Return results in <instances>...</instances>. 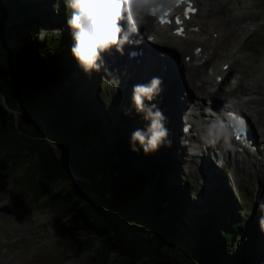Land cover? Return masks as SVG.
I'll list each match as a JSON object with an SVG mask.
<instances>
[{"label": "trees", "instance_id": "1", "mask_svg": "<svg viewBox=\"0 0 264 264\" xmlns=\"http://www.w3.org/2000/svg\"><path fill=\"white\" fill-rule=\"evenodd\" d=\"M69 15L66 0L51 4L0 0V78L5 89V94L0 89V143L14 137L17 151L21 143H28L20 123L29 126L35 121L32 146L46 142L48 158L63 170L45 158L37 160L39 178L31 188L36 204L51 210L60 229L67 230L61 232L81 242L71 244L74 251L71 246L64 248L78 256L92 251L87 264H179L159 248L146 250L141 241L125 239L120 219L124 207H130L144 212L157 226L145 227L143 239L156 238L157 245L166 244V251L175 249L176 236L186 255L200 264H264V212L255 224L247 223L244 207L230 210L222 183L213 188L209 184L199 195L201 205L195 206V182L182 173L173 144L147 154L131 151L132 132L146 129L148 122L135 112L132 102L118 111L110 105L103 86L110 70L105 62L100 71L88 74L74 61L66 26ZM146 103L160 106L157 98ZM108 108L116 110V116L104 124L102 116H108ZM37 109L42 117L24 115ZM128 109L130 115L125 114ZM141 120L138 128L136 122ZM8 160L6 154L0 159L1 177ZM10 178L3 177L7 182ZM261 192L264 198V189ZM231 198L234 203L235 197ZM74 200L81 207L70 211ZM80 214L79 222L72 221ZM125 219L129 221L128 216Z\"/></svg>", "mask_w": 264, "mask_h": 264}, {"label": "rangeland", "instance_id": "2", "mask_svg": "<svg viewBox=\"0 0 264 264\" xmlns=\"http://www.w3.org/2000/svg\"><path fill=\"white\" fill-rule=\"evenodd\" d=\"M46 1L48 2V4H51L53 0ZM229 2L230 4L225 7L226 9L221 10L223 17L228 12L229 16L240 14L241 16L245 17L244 21L237 20V25H239L237 32L240 36L238 39V43H240L242 48L237 47L235 49H232L234 43L229 38L226 39V41L224 40L225 42L217 44L218 50L216 48L217 51H215L213 57L209 58L210 53L213 52V50L206 51L205 56L207 57L209 55L207 57L208 65L212 66L213 64H215L217 65V69L219 70V65L221 64V62H223V59H220L219 56L222 52L225 54L224 47L228 46L229 51H231L232 49V51L234 52L236 49H239L241 53L237 54V63L235 62L232 67L234 72L236 73L234 74V77H238V75L247 76L248 74H252L253 77L254 72L255 74H257L256 72H259L264 68V0H230ZM240 2L243 5V10L237 11L235 10V7ZM222 3L223 5L225 4V2H221L220 5L217 6V9L224 8ZM201 15L199 17L202 20L212 19L213 21H215V18L213 17H210L208 19L206 16ZM219 15L221 14L218 13V16ZM254 17L256 18L255 20ZM203 37L206 38L207 36L203 35ZM142 42H144L143 38ZM194 45L195 44L192 42H188L184 44V46L180 45L183 49H185V51L181 55L183 57H179L182 62L185 61L184 63H186V59L184 58V56H188L189 58L192 57V47ZM168 46H171V44H168ZM201 46L204 48L203 44H201ZM1 50L2 56H5L4 49L1 48ZM257 52L259 54H257ZM127 53L124 56V59H126V56L128 57ZM118 57L120 56L117 55L114 49H112L109 54L106 53V55L103 56V60L107 65V68L110 69L104 75L105 81L103 86L104 89L108 91L107 100L109 101L110 105H116V108L114 109H116L117 111L124 106L128 107V103L132 102V89L134 86L123 83V75L125 76L127 71H123L122 73V68L125 65V61L123 62V64L114 63V61H116L117 59L119 60ZM244 57H246L247 59L249 58V60H246V58ZM108 58L112 60V63H108ZM250 58L252 59L250 60ZM253 58L259 60V62L255 63V60ZM191 64L192 66L188 69V71L192 72L193 69L197 70L195 68H197L198 66L194 65L195 63L193 64V62ZM111 69H113V71H111ZM201 71V69H198V74L202 73ZM249 83L250 81L246 78L245 84ZM260 83L262 82L260 81ZM0 89L5 94V89L3 87V82H1V78ZM184 92L185 88L182 91H180L179 88L174 90L172 94L174 96V99L172 100V102L176 101L175 99H177L181 95V93ZM159 96L160 97L157 99L159 101V104H162L159 108L161 110L166 101L163 100L165 102L163 104L161 100L163 98L162 93ZM6 97L8 98V96ZM242 99H240V101L242 100L248 102L249 100L253 99H263L264 101V91L262 92V95L251 94V96H245ZM251 107L253 108H241V112L246 117H248L250 125L252 126L254 137L256 133L255 138L258 141H264V107H258L255 105H251ZM39 109H37V113L29 110L28 113L24 115L29 118L33 116L42 117V113H40ZM114 109L111 110L108 108V116L107 114L106 116H102V121L104 124H106L107 121H110L111 118L116 116V110ZM175 121L176 119L174 117V114L171 115V118L166 117L165 126L169 130L168 139L171 142H173V140L177 141L179 144L180 142L177 138L176 133L175 135L172 134V130H174V132L176 130L177 134H179L178 130L180 129V125L176 124L175 126ZM141 123L142 120L140 122H136L138 128L141 127ZM34 125H36L35 121H30L29 126L25 125L24 123H20V127L24 131V139L28 141V143H21V147L20 149L18 147L17 151L15 149L16 142L14 140V137L10 142H8V137H5L4 140L1 139V141L4 143H0V159H2L5 154L7 159H9L4 175L2 177L0 176V189L1 186L4 187V189L2 188L0 190V264H87L88 257H91L93 255L92 251H84L81 255L78 256L77 254H73L72 252L64 248V246H71L73 248L72 250L74 251L75 248L71 244H78L81 242L73 238H67V230L64 227H61L60 229V225L55 220L54 213L44 207H39V203L36 204V197L31 187L34 185V180L39 178V175L37 174L35 168V166L37 165V160L39 161L42 158H45L49 163L53 164L60 171L63 170V167L51 158H48L49 153L47 150L46 142H39L35 144V147L32 146V144L34 145L33 139L36 134V132L34 133L33 129L31 128ZM171 144H173V146L176 145L174 143ZM258 144H262L263 146L260 148V150L263 149L264 143L258 142ZM174 148H176L177 151L176 156L178 159V164H180V166L182 167V173H184L186 177L191 178L193 182H195L192 195V200L195 206L201 205V201H199V195L204 189H206L207 186L212 185V187H210L213 188L214 185H217L220 182L226 189V199L231 203L230 210L241 211L244 207V214L246 215H243V217L246 219L247 223L251 225V223L255 224L259 221L264 212V202H262L264 198L261 195V191H263L264 189V184L263 189L261 188L262 190L259 187L260 184L264 181V171L261 174H258L262 169L253 172L252 174L256 173L257 175H255V179L249 182H247L246 179L241 180L238 172L236 174L235 170L233 169H226V171L223 172L224 174L221 180L218 179V176L212 174L208 178H203V175L199 173L198 169L195 166V163L191 160V157H189L191 155L188 154V152H191L189 151L190 149L188 150L187 148L183 147V144L182 147L180 146V148L177 145ZM14 151L16 152L14 155V159H11V154ZM215 153L218 154V152ZM72 161L73 160H70L71 163ZM27 165L29 166L28 168L26 167ZM5 175L6 177L7 175H11V178L8 182L5 180L6 178L3 179ZM13 179L14 183H12ZM95 182L97 184H100L101 181L96 178ZM58 188H60V186L56 187V190ZM77 196L78 193L76 194V197ZM231 196L235 197L233 199L234 203ZM76 204L77 202L76 200H74L69 206V210L77 211L81 207V205ZM81 211H85V209H82ZM125 216L129 217V221H126ZM81 218L82 215L79 218L78 216L75 217L74 219H72V221L79 222ZM120 220L125 224V227L121 228L122 233H124L125 239L132 240L133 238L136 242L141 241V245H143L146 250L152 247L159 248L161 253L171 256L179 264H200L199 260H192L190 259L189 255H186V252L181 248L182 245L180 241H178V237L176 236L172 238V241L175 244V249H170L168 251H166L167 247L165 246V243L162 245H157L158 241L156 238L152 240L151 238L146 236L145 239H143V231H146L145 227L150 224L152 228L157 227L155 223H151V218L148 217L144 212L137 209H132L130 207H124V215H122V219ZM93 221L94 219L91 222ZM100 222L105 225L107 224V226H109L112 231L115 230V228L113 227L114 225L108 223L107 221L100 220ZM93 225H96V223H93ZM88 227L90 228V225ZM73 230V232H77L76 227L73 228ZM18 231H20V235H18ZM61 231L66 233L63 234ZM148 233L149 232L147 231L146 235H148ZM5 245L8 246V256L6 255L5 257H3L4 253L6 252ZM12 246L13 250H11Z\"/></svg>", "mask_w": 264, "mask_h": 264}, {"label": "bare ground", "instance_id": "3", "mask_svg": "<svg viewBox=\"0 0 264 264\" xmlns=\"http://www.w3.org/2000/svg\"><path fill=\"white\" fill-rule=\"evenodd\" d=\"M193 2L194 6L198 8V12H196L195 16L192 18L190 22L185 23V36L183 39H179L178 41L176 39L172 40L173 42L170 43L171 46H167L158 42H153V44L156 47H165L163 51H158L159 54H150V52H147L149 54H144L143 57L145 59L139 60L138 58H128L124 59L125 52L128 50V48L132 47L129 44H125L123 48V54L117 53L120 57L119 60L117 59L114 61V63L123 64L125 61V65L122 68L123 71H127L125 76L123 75V83L124 84H130V85H136L141 83H148L153 77H158L162 80L161 88H162V99L166 101V103L162 106L161 111L167 118H171V115L174 114V117L176 119V116L178 115L179 119L178 122L182 125L186 122L185 120H181L180 117L184 116L185 119L187 117H190L193 119L194 124V131L197 129L203 130L206 128V123L210 121L214 116L209 114L208 116H205L203 119L196 118L192 114H187L185 108L189 107L190 105L194 104L196 100H202L203 98V105L207 107V104H210V101L214 102L216 105V108L221 109L222 107H226L227 109H240V108H248L252 109L251 105L264 107V101L262 100H249L248 102L242 101L240 102V95L242 96H251L252 95H262V92L264 91V68L260 70L259 72H256L252 77L251 75L247 76H238L236 81H238V86L235 89L229 90L224 93V96L222 97H215L214 92L210 91L209 89L212 88L213 82L216 79V75L211 76L207 71H201L202 73L198 74V70H192V72H189L188 69L192 66V62L195 61L196 63L194 65H197L198 67H203L208 60V56L206 57V51L213 52L210 53V57H213L215 54V51L218 50L217 44L221 42H225L226 39H231L233 41V47L232 49H235L237 47H241L240 43H238L239 35H238V27L237 20L244 21L245 17L239 15H232L229 16V12L226 13L223 17L221 10L226 9L230 4V0H190ZM221 2H225V4L222 5L224 8L217 9ZM235 10L242 11L243 5L240 2L236 7ZM218 13L221 14L218 16ZM225 13V12H224ZM202 14V15H201ZM206 16L208 19L210 17L215 18V21L211 20H202L199 16ZM202 18V17H201ZM256 18L254 17V20ZM146 24V23H145ZM145 24L140 29L139 33L135 35L133 40H136L137 37H142L144 34H142V29L144 28ZM123 27H127L126 24L123 25ZM175 29V28H173ZM172 30V29H171ZM171 30H164L168 33L166 38L169 40L171 38ZM217 34V35H216ZM203 35H206L207 37H203ZM225 40V41H224ZM192 42L195 45L192 47V57L189 58V63H180L179 57L182 53L185 51V49L182 48L184 44ZM138 44V42H135ZM152 42H148L147 44H151ZM203 44L204 48L201 46ZM226 44V43H225ZM182 45V46H180ZM240 45V46H239ZM141 44L137 45L140 49ZM142 47V46H141ZM219 47V45H218ZM217 48V50H216ZM229 51L228 46L224 47L225 54L222 52L220 53V59H223V62L219 65V70L217 69V65L213 64L209 69L213 71L214 73H223L222 68L223 66H226L230 72H233V65L238 59V55L241 51L238 49L234 51ZM115 50V49H114ZM144 50V48H143ZM110 52H108L109 54ZM164 54V55H163ZM257 54H259L257 52ZM122 55V56H121ZM109 56V55H108ZM246 56V55H245ZM167 57V58H166ZM247 57V56H246ZM244 57V58H246ZM123 58V59H121ZM106 59V58H105ZM148 59V60H146ZM252 58H250L251 60ZM256 62H259V60L253 58ZM246 60H249V58ZM109 63H112V60L109 59ZM237 63V62H236ZM118 64V65H119ZM123 66V65H122ZM113 71V69H111ZM246 74V73H245ZM246 78L250 81L249 84L246 83ZM250 78V79H249ZM260 81L262 83H260ZM210 86V87H209ZM128 88V87H127ZM177 88L180 89V91L184 90L185 92L181 93V95L175 99L176 101L172 102L174 99L173 91ZM160 98V99H161ZM237 99L239 101H237ZM206 101V102H205ZM196 104H198L196 102ZM199 105V104H198ZM201 115H204L205 112L202 111L200 113ZM172 120V119H171ZM178 123V124H179ZM173 124V123H172ZM176 121L174 125L176 126ZM173 129V127H172ZM179 129V128H178ZM181 129V128H180ZM178 130L179 133L183 136V139L186 141L188 140L189 145H192L191 147L193 150H196V153H191V160L195 163L196 168L198 169L199 173L203 175V178H208L209 176L216 175L215 172L220 167H228L230 169H234L235 173L241 178V180L246 179L247 182L252 181L255 179L256 173L252 174L253 172L257 170H261V174L264 171V165L262 161H264V147L260 150V147L257 145L256 149L250 152H255V154L249 156V153H246V156L244 155L242 159H237L233 161V164H230V162L227 160L228 157L224 156L221 158L222 154H228L229 152L219 149L217 146L212 145L210 143H205L202 139L199 137L197 138H188L182 132ZM264 129V128H263ZM177 135V138L180 137L179 134H177V131L172 130L173 135ZM256 137V133H255ZM262 139V138H261ZM263 140V139H262ZM193 141V142H192ZM261 142L264 143V141L257 140L255 138V142L257 143ZM194 144V145H193ZM214 147L217 150H214ZM247 149L249 147H246ZM215 152H219L220 154H216ZM255 155V156H254ZM197 162V163H196ZM228 165V166H227ZM229 169V170H230ZM215 170V171H212ZM217 176V175H216ZM212 180V179H210ZM18 235H20V231H18ZM6 238V237H5ZM6 244V243H5ZM5 253L3 257L6 255L8 256V246L5 245ZM11 250H13V246L11 247Z\"/></svg>", "mask_w": 264, "mask_h": 264}, {"label": "clouds", "instance_id": "4", "mask_svg": "<svg viewBox=\"0 0 264 264\" xmlns=\"http://www.w3.org/2000/svg\"><path fill=\"white\" fill-rule=\"evenodd\" d=\"M66 6L70 10L66 24L73 41L70 55L85 73L90 74L104 67V53L115 49L123 54L125 44L133 43L132 37L139 33L147 16L169 12L176 4L175 0H66ZM161 84L160 78L153 77L148 83L133 86L132 105L148 122L146 129L132 132L133 152L142 150L147 154L161 146H171L166 117L156 104L146 103L161 94ZM131 113L132 109L125 112L126 115ZM228 136L227 130L214 122L206 126L201 139L206 144L220 139L226 143Z\"/></svg>", "mask_w": 264, "mask_h": 264}, {"label": "snow or ice", "instance_id": "5", "mask_svg": "<svg viewBox=\"0 0 264 264\" xmlns=\"http://www.w3.org/2000/svg\"><path fill=\"white\" fill-rule=\"evenodd\" d=\"M177 3L181 2V0H176ZM155 11V10H154ZM165 15H167V13H165ZM186 15H187V12H186ZM166 21L164 20H161V23H165ZM176 35H180L181 32L178 31L177 33H175ZM238 124H239V127L237 129H235V131L238 132V137L237 138H241L244 136V133H245V128H244V125H245V121L243 119H239L238 121Z\"/></svg>", "mask_w": 264, "mask_h": 264}]
</instances>
